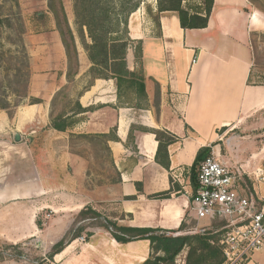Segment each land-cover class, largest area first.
<instances>
[{
  "label": "crops",
  "instance_id": "0c3cea01",
  "mask_svg": "<svg viewBox=\"0 0 264 264\" xmlns=\"http://www.w3.org/2000/svg\"><path fill=\"white\" fill-rule=\"evenodd\" d=\"M200 2L185 0L183 5ZM145 4L156 11V0H144L127 25L132 41L127 69L138 68L134 51L139 45L145 77L146 99L139 107L118 100L113 80L90 77L91 64L75 37L78 65L69 79L67 58L54 33H46L48 42L29 50L27 93L41 102L17 106L11 117L0 110V132L10 130L20 141L26 135L18 146L30 163H0V205L62 191L68 212L90 207L119 225L176 231L193 218L190 168L198 150L210 147L228 166V157L219 153L229 128L255 119L256 125H264V85L248 84L251 37L264 35V0H213L201 29H182L176 12L161 13L156 27ZM66 18L73 20L72 13ZM63 88L70 92L71 105L56 113L54 101ZM77 103L85 111H78ZM57 114L65 125L62 131L51 126ZM41 130L43 146L34 150L28 139L31 143ZM152 130L175 139L167 147L168 168L155 161L158 142ZM105 155L114 182L106 180ZM254 191L264 201V187L254 186ZM163 192L168 197L155 196ZM66 249L52 264H74L64 256ZM81 249L80 264H139L149 255V241L120 244L96 230ZM246 264H264V246Z\"/></svg>",
  "mask_w": 264,
  "mask_h": 264
},
{
  "label": "rangeland",
  "instance_id": "374dc122",
  "mask_svg": "<svg viewBox=\"0 0 264 264\" xmlns=\"http://www.w3.org/2000/svg\"><path fill=\"white\" fill-rule=\"evenodd\" d=\"M72 3L73 0H52L51 4L57 16L56 21L54 12L49 8L50 0H0V103L5 101L10 103L9 113L12 114L17 106L30 104L33 99L28 97L27 93L28 82L32 73L29 50L40 42H48V39H43L46 33L48 35L54 33L57 42L60 40L61 45L59 47L64 49L59 33V29L62 30L67 44L70 45V58L68 59L66 56L67 73L70 74V78L74 75L78 65L77 56L74 54L73 46L69 40L67 25L63 20L61 11L62 5L66 16L68 12L72 13L73 20L71 18L70 22L67 21L70 23L68 28L74 34L73 37H75L79 48H83L78 36V27L75 24ZM56 23H59V29ZM38 34L41 35L40 38L37 37ZM84 35L85 42L88 43L89 39L85 30ZM52 37L49 36L51 40ZM28 38L29 40H27ZM251 41L253 52L251 81L253 84L262 85L264 84V35H254L251 37ZM64 53L66 55L65 49ZM69 94L70 92L68 93L66 88L58 93L54 101V103L56 102L53 108L54 112L66 111L70 107ZM256 124L255 119L252 124L230 127L228 140L224 139L220 143L219 153L221 157H228L230 168L250 173V180L246 178L248 180L245 179L246 183L242 185H246L250 193L253 194L254 186L261 184V187H264V125ZM44 135V130H41L32 136L31 143L28 139L30 148L37 150L39 143L43 146V140L38 138H44ZM25 136L24 134L23 141L16 142L10 130L0 132V163H30L26 162L28 157L25 149L22 150L18 146L24 143ZM3 139L9 144H4ZM79 147H81L80 144ZM81 154L84 156L85 152L82 151ZM107 160L105 155L102 162L106 169V180L114 182L115 173ZM61 194L62 191H55L53 194L47 191L41 197L28 195L0 205V264H32L38 258L45 256L52 245L76 224L86 225L93 221L84 220L77 223L78 212L66 211L64 197ZM101 215L103 216V214ZM211 223L213 222L196 221L190 217L186 222L187 231L204 228ZM96 230L104 232L105 235H110L108 231L98 226L87 228L80 237L67 246L64 254V256H69L70 259L67 260L74 264H80L81 243H84L87 238L85 233L89 231L92 234ZM11 245L14 247L19 245V247L13 248ZM19 252L21 253L19 254ZM184 257L185 252H182L176 258L178 262L175 261V264H182ZM52 262L47 264H52Z\"/></svg>",
  "mask_w": 264,
  "mask_h": 264
},
{
  "label": "trees",
  "instance_id": "16d2710c",
  "mask_svg": "<svg viewBox=\"0 0 264 264\" xmlns=\"http://www.w3.org/2000/svg\"><path fill=\"white\" fill-rule=\"evenodd\" d=\"M185 0H156V11L153 12L149 4H145L146 14L151 18L156 27L159 26V16L164 12H176L182 29H201L205 28L212 9L213 0H201L196 6L183 5ZM50 0L49 8L54 15V7ZM142 0H73L72 8L74 13L75 24L78 27V36L82 47L86 52L87 58L91 64L89 74L92 79H111L114 81L117 98L124 103L134 104L139 107L140 102L146 99L145 77L143 75L140 58V46H136L134 57L138 68L129 71L126 65V51L132 41L128 37V17L135 12L140 6ZM190 10L192 13H190ZM62 17L67 25L69 40L73 46L74 54V37L68 28L67 18L61 5ZM57 21V16H56ZM59 29V23H56ZM84 30L89 39L85 42ZM61 41L64 46L66 56L70 58V45L67 44L64 33L59 29ZM70 74L67 73L69 79ZM252 73L248 78V84L251 81ZM257 85V84H253ZM264 85V84H262ZM134 103V101H136ZM40 99H32L30 104L40 103ZM10 103L8 101L0 103V110L8 112ZM78 111H85L78 103L75 104ZM51 126L56 130H64V122L61 121V114H57L52 120ZM158 142L155 155L156 163L164 168L169 167V158L167 147L174 142V137L167 132L152 130ZM210 147H202L198 150L193 164L190 168V182L193 196L197 189V172L200 163L210 155ZM168 192L155 195L159 198L168 197ZM264 204V202H263ZM84 220H93L86 225L76 224L55 244L52 245L49 252L38 258L32 264L51 263L54 257L61 252L75 239L81 236L84 231L93 226H98L108 231L112 238L120 244H126L138 240L149 241V255L139 264H175L176 258L185 252L183 264H223L224 257L222 249L219 246V235L215 233L223 223L213 222L204 227V231L194 234H182L172 236L177 232H186L188 227L182 222L176 231L168 232L160 229L133 228L119 225L103 217L100 213L90 207H85L77 213V223ZM78 225V226H77ZM86 237L91 232L86 231ZM12 246V245H11ZM19 245H15V247ZM15 248L14 246H12ZM21 252H19L20 254Z\"/></svg>",
  "mask_w": 264,
  "mask_h": 264
},
{
  "label": "built area",
  "instance_id": "2783aa9c",
  "mask_svg": "<svg viewBox=\"0 0 264 264\" xmlns=\"http://www.w3.org/2000/svg\"><path fill=\"white\" fill-rule=\"evenodd\" d=\"M246 178L250 180L248 174L230 168L212 151L198 168L193 218L223 223L215 231L220 233L223 264H246L264 246V201L242 185ZM203 231L195 228L172 236Z\"/></svg>",
  "mask_w": 264,
  "mask_h": 264
},
{
  "label": "water",
  "instance_id": "95a60500",
  "mask_svg": "<svg viewBox=\"0 0 264 264\" xmlns=\"http://www.w3.org/2000/svg\"><path fill=\"white\" fill-rule=\"evenodd\" d=\"M14 140H15L16 142L20 141V136H19L18 134H16V135L14 136Z\"/></svg>",
  "mask_w": 264,
  "mask_h": 264
}]
</instances>
